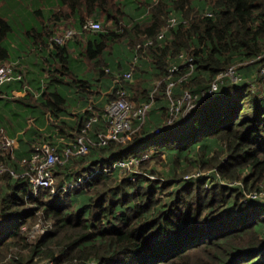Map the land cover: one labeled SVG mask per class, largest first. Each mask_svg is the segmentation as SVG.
<instances>
[{"label":"trees","instance_id":"1","mask_svg":"<svg viewBox=\"0 0 264 264\" xmlns=\"http://www.w3.org/2000/svg\"><path fill=\"white\" fill-rule=\"evenodd\" d=\"M4 1L16 14L17 0ZM58 1L63 25L56 17L33 30L36 50L45 53L33 80L9 60L4 41L13 27L0 17V62L16 63L13 78L0 85V131L19 141L0 163L20 172L36 145L62 151L91 116L101 119L88 131L87 154L54 169L58 187L83 178L68 191L47 188L27 198L28 179L0 173V264H264V197L247 200L264 189V0H141L131 22L122 0ZM95 13L104 27L82 30ZM68 28L79 32L64 44L50 41ZM78 44L81 51L73 52L82 53L83 68L71 65ZM133 64V78L125 79ZM174 64L178 72H171ZM230 69L237 81L218 79ZM171 79L175 97L186 89L197 97L169 124ZM121 87L139 104L157 93L144 124L98 145L105 107ZM158 153L169 163L166 177L154 168L138 173L116 165L150 155L140 159L143 168ZM183 165L197 166L200 175L182 172ZM34 224L43 231L30 241Z\"/></svg>","mask_w":264,"mask_h":264},{"label":"built area","instance_id":"2","mask_svg":"<svg viewBox=\"0 0 264 264\" xmlns=\"http://www.w3.org/2000/svg\"><path fill=\"white\" fill-rule=\"evenodd\" d=\"M170 25H174L177 22L176 17H171L169 19ZM102 28V23L99 20L94 18L87 19L83 26L82 30H99ZM79 30L75 28L65 29L62 33L55 34L50 38L51 42L64 44L73 38ZM160 38L164 37V32L159 35ZM153 43V39H149L145 44H138V48L150 45ZM182 57H185L181 54ZM138 56L135 57L134 62L137 61ZM193 58H189V62H192ZM18 65V63H17ZM191 71H193V64L190 63ZM16 68V63L5 62L0 64V85L10 79L13 78L14 72ZM135 70L134 64L130 67V69L124 73L125 79H132L133 73ZM180 67L176 64L171 68V72H178ZM189 72L186 73L180 80H187L189 77ZM228 75L231 77L233 81L238 80L232 69L228 70L227 73L219 75L218 79L222 80L224 76ZM18 78H22L23 74L21 72L17 73ZM166 93L170 98V115L168 118V123H171L175 116L181 112V110L186 107L194 108L195 98L197 95H193L188 89L184 90L180 96L175 97L173 95V89L176 87V80L171 79L168 81ZM218 87L217 83L213 84L211 92L216 90ZM155 91L151 95V99L146 101L143 104H137L131 101L128 97L127 91L125 88L121 87L117 90V97L107 103L102 118L105 122V129L101 130L97 133L98 135V145H108L111 141L114 140H122L125 138L127 133L132 132L135 129L136 122L139 125L145 123L148 115V111L150 110L153 101H154ZM100 116L98 114H94L90 117L87 124L82 130V133L76 138V141L72 145L66 146L62 151H58L55 146L42 143L36 145L29 158H23L20 161L21 171H17L15 167L8 166L5 163L0 164V173H10L13 177H25L28 179L31 185L30 191L26 194V197L29 198L31 196H38L42 189L49 188L52 193L57 194L60 189H64L68 191L70 187H75L83 178L75 183H68L63 187H56L54 185V173L53 170L58 164H63L68 161L70 158L80 154H87L90 149V145L92 141L88 136L89 129L99 121ZM163 127H159L156 129V133H160ZM18 139L11 138L7 135L0 136V154H4L5 151L9 150L12 147H17ZM149 155H144L141 158L131 157L128 160H120L116 165L125 168V169H133L139 163L140 159L143 160ZM110 169H105V171H109ZM134 171H137L135 169ZM141 173V172H138ZM93 175V174H91ZM264 197V189L262 191H253L248 195V201H255Z\"/></svg>","mask_w":264,"mask_h":264},{"label":"rangeland","instance_id":"3","mask_svg":"<svg viewBox=\"0 0 264 264\" xmlns=\"http://www.w3.org/2000/svg\"><path fill=\"white\" fill-rule=\"evenodd\" d=\"M139 1L141 2V0H139ZM121 2H122V5H124L125 10L128 11V15H127L126 19L128 22H131L132 19H130V17L134 18L133 17L134 16L133 10H135L134 8L136 7V5H134V0H122ZM9 18H10V23L13 27V31H11L9 33V35L7 36V38L4 41V44L9 48V51L11 54L9 60L15 61L17 59H20L21 57H30L33 60V62H36V64H35L36 66H38V67L41 66L40 68H42L44 63H43V59H42V61L40 59L42 56H44L45 53L38 52V50H36L37 45L34 43L35 40H34L33 28H32L35 25V23H37V18L35 19V17H33V18L30 17L25 21H21L13 13H9ZM100 21L102 23V26L104 27L106 21H104V20H100ZM49 25H51V24L49 23ZM78 47H79V44L76 47H73V49L79 50ZM73 51L70 50L72 58H73V60H75V62H72L71 65L74 67H81L82 66V68L84 66H87L86 62L84 60L80 59L83 56L82 53H79L81 50H79V52H73ZM55 66H57V64ZM246 71H247V69H246ZM245 74H246V72H244L243 75L245 76ZM156 84L158 86V82ZM57 85L58 86L60 85V88L63 89L62 84L58 83ZM256 87L260 88L259 86H256ZM155 90L157 91V89H155ZM156 93H155V95H156ZM131 101H133V100H131ZM133 102L139 104L136 101H133ZM50 116H51V114L48 113V117H50ZM57 123H60V122H57ZM171 123H169V124H171ZM52 124H55V123H52ZM66 128H67V125H66ZM0 132H1L0 136L6 135V133L3 130H1ZM68 132H70L69 129H68ZM70 139L71 138H69V137L66 138V140H68V141H70ZM0 155H2V154H0ZM145 159L149 160V157H146ZM140 162L141 161H139V163ZM139 163H137V165L135 167H133V169H126V170H132L130 172H133L135 169H137V171H134V172H142L145 169L148 170V169L154 168V169H156L157 173H161L164 177H166L167 174H169V170L167 169L169 167V165H168L169 163L166 160L165 154L158 153L157 156L155 157V159L150 160L149 163H147V164H144L143 168H141L139 166ZM8 166H10V165H8ZM181 171L182 172L189 171V172H187V174L191 173L192 175L198 176V175H200V173L198 171H201V170H198L197 166L190 167V169H188V165H183L181 167ZM209 172L210 171L207 170L204 173L208 174ZM53 173H54V170H53ZM129 175H131V174H129ZM148 177H150L151 179H156V181L158 180V178H160V176H158L157 174H148ZM58 181L59 180L56 178V175L54 174V185L56 187H58V185H59ZM27 225L24 226V229L25 228L27 229V227H28ZM32 226L33 227L30 229V231H29L30 233L28 234V239L30 241H33L36 232H39L40 230L43 231V229L39 225L34 224ZM42 263L43 262L41 261L38 264H42Z\"/></svg>","mask_w":264,"mask_h":264},{"label":"crops","instance_id":"4","mask_svg":"<svg viewBox=\"0 0 264 264\" xmlns=\"http://www.w3.org/2000/svg\"><path fill=\"white\" fill-rule=\"evenodd\" d=\"M115 1L120 3L121 0H115ZM17 4H18V7H17V12L15 15L17 16L19 20L25 21L30 17L31 18L35 17V19L37 18V23H35V25L32 27L35 33H36L35 29L41 30L42 28H46V25H49V23L51 24L56 17L58 18L57 20L59 21L61 20L60 24L62 25L65 21L64 7L59 3L58 0H32L30 3L26 2L25 4H23L22 0H17ZM141 4L142 3L139 0H134V5L139 6ZM133 11L135 13V11L137 10H133ZM9 13L14 14L13 7L9 6L4 0H0V17L6 18L10 22ZM57 13L60 14L61 17L55 16ZM99 15H100L99 13H95L94 18L100 21L101 19ZM130 19H134V18L130 17ZM34 32H33V35L35 34ZM15 61L20 62L21 66H23L28 77L30 76L32 80L35 78V76L37 75V70L39 68V67L36 68V65H35L36 62H33V60L30 59V57H21L20 59H17ZM1 63L3 62H0V64ZM37 77L38 76H36V78ZM31 84L32 83H30V85ZM29 88L25 90L23 89L22 91L15 90L13 94L14 96L23 97L27 93V91L35 90L33 89V85L30 89ZM67 129H69V126H67ZM59 139L62 142L67 141L65 137L59 138ZM18 144H19V141H18Z\"/></svg>","mask_w":264,"mask_h":264},{"label":"bare ground","instance_id":"5","mask_svg":"<svg viewBox=\"0 0 264 264\" xmlns=\"http://www.w3.org/2000/svg\"><path fill=\"white\" fill-rule=\"evenodd\" d=\"M170 27H171V26H170ZM192 121H193V120H192ZM192 121H191V122H192ZM188 123H189V122H188ZM151 148H152V147H151ZM150 150H151V149H150ZM153 150H154V148H153ZM152 152H153V151H152ZM153 153H154V152H153ZM243 251H244V250H243Z\"/></svg>","mask_w":264,"mask_h":264}]
</instances>
